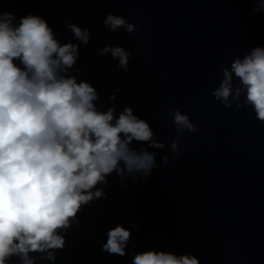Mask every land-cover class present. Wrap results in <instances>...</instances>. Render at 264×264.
<instances>
[{"label":"clouds","instance_id":"clouds-1","mask_svg":"<svg viewBox=\"0 0 264 264\" xmlns=\"http://www.w3.org/2000/svg\"><path fill=\"white\" fill-rule=\"evenodd\" d=\"M250 2L252 13L264 12V0ZM103 25L111 33L137 30L122 15L108 14ZM67 27L79 44L61 43L39 15L17 19L0 12V264L14 257L18 264H37L38 259L54 264L79 213L106 198L108 177L115 174L122 187L126 179L147 178L159 166V152L148 149L165 148L132 107L117 114L115 106L103 110L97 105V89L78 79L81 70L75 67L79 46L90 43L91 30L72 22ZM98 52L111 54L118 68L129 70L131 53L124 47L106 45ZM221 75L211 92L214 99L228 109L235 103V111L247 106L264 123V47L234 57ZM171 116L177 138L170 151L178 157L179 137L199 129L179 108ZM162 162L169 164V157ZM106 237L103 251L128 254L131 229L118 224ZM131 256V264H201L193 254L165 250L133 249Z\"/></svg>","mask_w":264,"mask_h":264}]
</instances>
